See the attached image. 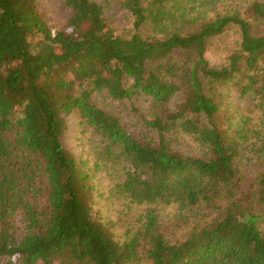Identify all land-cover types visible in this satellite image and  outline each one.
<instances>
[{
	"label": "trees",
	"instance_id": "trees-1",
	"mask_svg": "<svg viewBox=\"0 0 264 264\" xmlns=\"http://www.w3.org/2000/svg\"><path fill=\"white\" fill-rule=\"evenodd\" d=\"M52 1L54 31L41 0H0V264H264V0H118L119 33L107 1Z\"/></svg>",
	"mask_w": 264,
	"mask_h": 264
},
{
	"label": "rangeland",
	"instance_id": "rangeland-1",
	"mask_svg": "<svg viewBox=\"0 0 264 264\" xmlns=\"http://www.w3.org/2000/svg\"><path fill=\"white\" fill-rule=\"evenodd\" d=\"M103 5L106 4L105 1L110 3L107 8V14L110 17V19L113 21L114 26L116 28V31L119 33L124 27H126V20H125V12L121 9L118 0H98ZM41 6L45 9L46 14V20L49 23V25L52 27V31L55 29H60L65 23V20L68 16V11L62 7L61 5L55 4L52 0H41ZM222 57L221 52H215V51H209L207 53V58L211 63H217L220 61V58ZM231 99L233 100V96H231ZM139 109L145 110L146 103L141 100L139 102ZM126 117V120H128L131 123L136 124L138 120V114L133 112H125L123 113ZM79 119L77 115H72L68 119V128L63 136V144L76 156L83 157L90 159L92 161L94 157V141L95 137L88 135V137L83 140H81V137H84L81 132V127L79 126ZM90 137V138H89ZM178 148L185 152V153H196L198 151V148L196 147L195 143L193 142V139L182 132L178 133ZM84 141V142H83ZM91 182L95 184V199L97 203L94 205L95 208H97L100 213L105 216L107 219H112L117 224L116 230L121 233L123 232V225L122 221L125 218V216L121 215V210L123 209V205L120 199H110L107 198V191L111 185V179L109 178V175L104 170H96L95 176L92 178ZM97 193H102V196H97ZM145 208V205H136L132 204V211L131 214L134 216H137L138 213H140ZM174 211V207L168 206L162 209L160 212L162 214V220L164 222L170 221L172 214ZM120 217H122L120 219ZM123 219V220H122Z\"/></svg>",
	"mask_w": 264,
	"mask_h": 264
}]
</instances>
